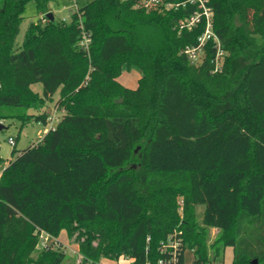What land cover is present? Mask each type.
I'll return each instance as SVG.
<instances>
[{"label":"trees","instance_id":"1","mask_svg":"<svg viewBox=\"0 0 264 264\" xmlns=\"http://www.w3.org/2000/svg\"><path fill=\"white\" fill-rule=\"evenodd\" d=\"M31 1L51 12L53 0H0V120L19 109L47 124L55 96L63 114L0 174V264H62L41 231H64L79 264H184L188 250L193 264H223L227 247L230 264H264V0H204L221 73L211 42L199 65L183 54L204 30L179 29L194 5L88 0L68 25L30 22L17 46ZM124 67L141 72L135 89L118 82Z\"/></svg>","mask_w":264,"mask_h":264},{"label":"rangeland","instance_id":"2","mask_svg":"<svg viewBox=\"0 0 264 264\" xmlns=\"http://www.w3.org/2000/svg\"><path fill=\"white\" fill-rule=\"evenodd\" d=\"M88 0H53L50 3L51 12L53 13V16L57 22H64L68 25V23L71 20L72 13L77 10L78 8L83 7ZM30 22L38 23L43 22L46 23L47 20L44 19V16H41L37 12L36 4L31 1L26 5V9L24 12V20L22 21L20 25V31L16 38V44L17 46H20V44L23 41L25 31L27 27L29 26ZM141 76V72L134 68H126L124 67L121 73V80L124 82V84L127 87H132L136 85L137 82V76ZM32 91L41 93L42 87L40 83H35L31 86ZM56 97H54V101L47 104L44 109L48 113H52V111H56L57 117H61L63 112H61L60 109L56 107ZM15 111V110H14ZM16 116L6 117L2 120H0V126H2V129H0V174L2 170L6 167V165L14 159L15 156H12V151H22L32 144L37 143L39 140L43 138V136L48 132L49 129V123L43 124L42 122H37L34 119H30L27 121L21 120L17 114L20 113L19 109H16V112H14ZM11 113V114H14ZM27 114H36V110L29 109L27 111ZM10 140H13L14 145L10 144ZM138 149V148H137ZM137 152V151H136ZM127 168H135V163H128L126 165ZM181 200L179 199L178 202V212L180 217L181 215ZM203 207L199 206L197 209V213L202 212ZM199 225V228H202L200 221L197 222ZM207 234H206V246L208 248V253L211 255L212 249H210V246L212 245V242L215 240V238L218 236V230L215 228H208ZM62 231V238L59 239V237L56 239L57 244L59 246V250H62L66 254V259L63 261L62 264H79L81 260V255L78 254V246L76 244L71 243L68 239L65 233ZM181 234V231L174 228L171 235L175 234ZM169 245V244H167ZM193 252L191 250L186 251L185 253V263L184 264H193ZM232 259V249L230 247H227L225 249V255H224V263L223 264H230ZM100 264H133L131 260L129 259H123L120 261H110L108 259H102Z\"/></svg>","mask_w":264,"mask_h":264},{"label":"built area","instance_id":"3","mask_svg":"<svg viewBox=\"0 0 264 264\" xmlns=\"http://www.w3.org/2000/svg\"><path fill=\"white\" fill-rule=\"evenodd\" d=\"M165 0H137L136 6H142L146 10L151 8H160L164 7L166 10H170L172 8H177L179 6H184L185 4L194 5L196 6L195 12L188 18L183 19L180 22L179 29H192L199 24H204V30L202 35H200L197 39V43L193 46H188L183 50V54L186 56L188 61L192 64L199 65L202 63L204 55H205V48L207 43H212V48L214 49V54L211 60L212 66V73H221L223 70L224 60L226 58V51L221 48L220 42L217 36L213 32L212 26V13L211 10L206 6L204 0H185L182 3H165ZM135 6V7H136ZM89 39L87 37H83L80 45L83 47L84 50H88ZM57 111V110H56ZM56 111H52L49 113L46 121L49 123V129H53L59 117L56 115ZM62 112V111H61ZM48 129V130H49ZM10 144L14 145L13 140H10ZM176 235V234H175ZM39 247L46 248L48 246H53L54 248H59L56 239L51 237L49 234L41 231L39 233ZM179 243L173 242L168 246H163V249L166 250L167 248H171L173 250L176 249ZM174 259V255H172V260ZM100 264V263H99ZM157 264H175L171 261L164 262L163 260L158 261Z\"/></svg>","mask_w":264,"mask_h":264},{"label":"crops","instance_id":"4","mask_svg":"<svg viewBox=\"0 0 264 264\" xmlns=\"http://www.w3.org/2000/svg\"><path fill=\"white\" fill-rule=\"evenodd\" d=\"M140 77L141 76H137V82H138V80L140 79ZM118 82L120 83V84H122L123 86H125V87H127L125 84H124V82H122V80H121V75L118 77ZM137 82H136V85L135 86H132V87H127V88H130V89H135L136 87H137ZM62 233V232H61ZM60 233V235H59V239H61L62 238V234ZM63 233H65V232H63Z\"/></svg>","mask_w":264,"mask_h":264},{"label":"water","instance_id":"5","mask_svg":"<svg viewBox=\"0 0 264 264\" xmlns=\"http://www.w3.org/2000/svg\"><path fill=\"white\" fill-rule=\"evenodd\" d=\"M45 20L50 21V22H54L55 18L53 16L52 12H49L47 14L44 15ZM0 129H2V126H0Z\"/></svg>","mask_w":264,"mask_h":264}]
</instances>
